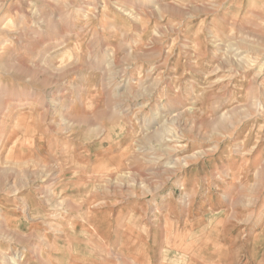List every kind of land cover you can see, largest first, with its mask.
Wrapping results in <instances>:
<instances>
[{
  "label": "rangeland",
  "instance_id": "374dc122",
  "mask_svg": "<svg viewBox=\"0 0 264 264\" xmlns=\"http://www.w3.org/2000/svg\"><path fill=\"white\" fill-rule=\"evenodd\" d=\"M15 257L264 264V0H0Z\"/></svg>",
  "mask_w": 264,
  "mask_h": 264
},
{
  "label": "bare ground",
  "instance_id": "6f19581e",
  "mask_svg": "<svg viewBox=\"0 0 264 264\" xmlns=\"http://www.w3.org/2000/svg\"><path fill=\"white\" fill-rule=\"evenodd\" d=\"M151 123V122H150ZM149 126V125H148ZM159 128L157 127L155 130H151L152 132H151V134H154V133H158L159 132ZM7 257V256H6ZM14 257V256H13ZM11 261V260H10ZM13 261H14V264H19L18 263V261H17V259H16V257L15 258H13ZM12 263V262H11ZM13 264V263H12Z\"/></svg>",
  "mask_w": 264,
  "mask_h": 264
},
{
  "label": "crops",
  "instance_id": "0c3cea01",
  "mask_svg": "<svg viewBox=\"0 0 264 264\" xmlns=\"http://www.w3.org/2000/svg\"><path fill=\"white\" fill-rule=\"evenodd\" d=\"M144 80H138V83H139V86H144V82H143ZM148 97H149V95H147Z\"/></svg>",
  "mask_w": 264,
  "mask_h": 264
}]
</instances>
